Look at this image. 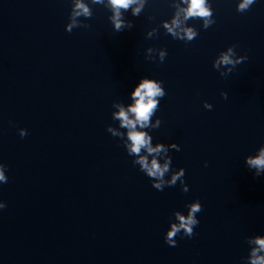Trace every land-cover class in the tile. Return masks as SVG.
<instances>
[{
  "label": "water",
  "instance_id": "water-1",
  "mask_svg": "<svg viewBox=\"0 0 264 264\" xmlns=\"http://www.w3.org/2000/svg\"><path fill=\"white\" fill-rule=\"evenodd\" d=\"M213 8L216 23H197L185 44L162 29L145 38L171 13L163 0L119 33L102 7L68 33L69 0H0V264H241L245 237L264 234V175L244 165L264 144V2L244 14L235 0ZM231 45L248 60L221 77L212 62ZM148 47L167 49L165 62L146 60ZM143 76L164 81L152 135L180 145L170 154L188 193L179 182L153 189L106 131L112 103H127ZM196 199L195 235L169 247V219Z\"/></svg>",
  "mask_w": 264,
  "mask_h": 264
},
{
  "label": "clouds",
  "instance_id": "clouds-1",
  "mask_svg": "<svg viewBox=\"0 0 264 264\" xmlns=\"http://www.w3.org/2000/svg\"><path fill=\"white\" fill-rule=\"evenodd\" d=\"M171 13L167 19L160 20L156 26L146 32V39L163 34L173 40L191 43L199 36L200 28L207 30L216 23L213 0H163ZM264 0H235L236 12L244 14ZM70 12L64 30L71 33L77 28H89L85 23L93 16L95 7H102L110 13L107 19L116 33L130 30L132 22L127 19L140 17L144 13L150 0H69ZM149 21H155L154 16L148 17ZM237 45L228 46L221 50L212 62V67L221 77H227L238 65L248 60L247 55H238ZM168 55L165 48L148 47L145 50V59L153 63L163 64ZM167 95L164 81L154 77L143 76L128 93V102L114 101L112 103L111 120L113 123L107 126L106 131L113 138H117L126 155L131 158V163L138 171L146 176L151 187L157 191L175 187L179 182L180 191L189 192V185L185 182L186 171L183 167L173 166L172 151L179 152L177 143L154 142L152 133L161 126V119L157 116L163 98ZM223 99H228V93L221 92ZM203 108L211 111L213 105L204 102ZM11 124V122H9ZM28 130L18 129L21 138L27 136ZM245 167L259 177L264 175V144H261L253 154L244 158ZM207 167V163H205ZM8 168L0 163V185L8 182ZM6 202L0 200V211L6 208ZM183 211H175L169 219L168 228L164 233V243L169 247L177 246L176 237L191 239L195 235V228L199 225L198 214L203 211L199 199L184 205ZM247 255L242 258L241 264H264V234H255L245 237Z\"/></svg>",
  "mask_w": 264,
  "mask_h": 264
}]
</instances>
